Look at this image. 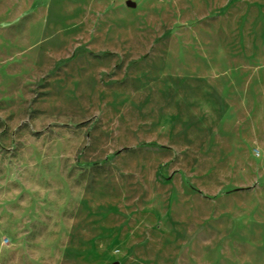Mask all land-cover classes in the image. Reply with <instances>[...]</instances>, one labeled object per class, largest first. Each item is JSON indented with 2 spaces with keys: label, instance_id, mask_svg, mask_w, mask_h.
<instances>
[{
  "label": "rangeland",
  "instance_id": "rangeland-1",
  "mask_svg": "<svg viewBox=\"0 0 264 264\" xmlns=\"http://www.w3.org/2000/svg\"><path fill=\"white\" fill-rule=\"evenodd\" d=\"M0 0V264H264V0Z\"/></svg>",
  "mask_w": 264,
  "mask_h": 264
},
{
  "label": "water",
  "instance_id": "water-1",
  "mask_svg": "<svg viewBox=\"0 0 264 264\" xmlns=\"http://www.w3.org/2000/svg\"><path fill=\"white\" fill-rule=\"evenodd\" d=\"M126 4H127V5H131L132 2H131L130 0H127V1H126Z\"/></svg>",
  "mask_w": 264,
  "mask_h": 264
}]
</instances>
